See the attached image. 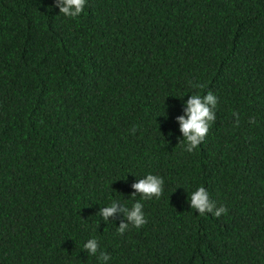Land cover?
<instances>
[{"label":"trees","instance_id":"1","mask_svg":"<svg viewBox=\"0 0 264 264\" xmlns=\"http://www.w3.org/2000/svg\"><path fill=\"white\" fill-rule=\"evenodd\" d=\"M209 91L216 119L189 153L177 117ZM149 173L162 195L132 196ZM201 186L226 213L191 209ZM113 200L140 201L147 222L119 234L123 213L99 215ZM100 252L264 264V0H86L76 18L0 0V264Z\"/></svg>","mask_w":264,"mask_h":264},{"label":"clouds","instance_id":"2","mask_svg":"<svg viewBox=\"0 0 264 264\" xmlns=\"http://www.w3.org/2000/svg\"><path fill=\"white\" fill-rule=\"evenodd\" d=\"M55 3L59 7V12L64 16L76 18L83 12L86 0H55ZM217 102V97L211 91L204 96L193 94L187 99L185 115L177 117L183 140L186 141L185 150L187 152H193L204 141L211 122L216 119L214 110L217 107ZM233 115L236 116L238 125L239 115L238 113H233ZM249 122L254 123V118ZM163 184L164 180L161 177L149 173L132 184V188L135 189L132 196L139 194L142 200L159 198L163 192ZM189 202L191 209L196 210L200 215L207 212L220 217L222 213L227 212L224 206L216 207L203 186L190 194ZM117 212L124 215V221L117 228L119 234H123L130 224L139 228L147 222L143 213V204L140 201H136L131 208H128L113 200L109 206L102 207L99 215L104 221H108L109 217H113ZM84 249L90 255L95 256L99 250L98 241L95 238L89 239L84 244ZM98 258L107 264L110 256L105 252H100Z\"/></svg>","mask_w":264,"mask_h":264}]
</instances>
